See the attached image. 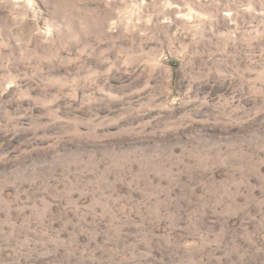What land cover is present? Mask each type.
Masks as SVG:
<instances>
[{"label":"rangeland","instance_id":"1","mask_svg":"<svg viewBox=\"0 0 264 264\" xmlns=\"http://www.w3.org/2000/svg\"><path fill=\"white\" fill-rule=\"evenodd\" d=\"M0 264H264V0H0Z\"/></svg>","mask_w":264,"mask_h":264}]
</instances>
